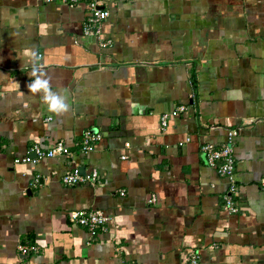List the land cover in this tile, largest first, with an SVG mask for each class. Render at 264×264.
Wrapping results in <instances>:
<instances>
[{
	"label": "crops",
	"instance_id": "obj_1",
	"mask_svg": "<svg viewBox=\"0 0 264 264\" xmlns=\"http://www.w3.org/2000/svg\"><path fill=\"white\" fill-rule=\"evenodd\" d=\"M99 1L105 48L83 33L84 3L0 0V264H190L194 251L197 264H264V0ZM34 64L67 113L29 91ZM231 129L234 214L200 150ZM87 130L101 138L82 154ZM58 141L69 156L14 163ZM75 166L100 183L64 186ZM90 209L110 217L96 237L68 220Z\"/></svg>",
	"mask_w": 264,
	"mask_h": 264
},
{
	"label": "built area",
	"instance_id": "obj_2",
	"mask_svg": "<svg viewBox=\"0 0 264 264\" xmlns=\"http://www.w3.org/2000/svg\"><path fill=\"white\" fill-rule=\"evenodd\" d=\"M54 1L69 5L84 3L88 13L83 24V33L85 35H93L97 39H100V46L102 48L107 47L111 43L110 40L101 39L102 23L107 19L108 12L104 8H101L99 0H45V2L48 3ZM185 110V106H177L176 109L170 113L161 115V125L165 127L169 117H175ZM237 134V129L228 130L227 144L220 147L212 144H204L200 149L205 158L206 164L211 167H217L219 175L224 177L228 182L227 191L222 196V204L223 208L231 214L238 211L237 198L239 195V186L236 184L234 179V159L232 154V140L235 136H237ZM100 138L101 136L99 132L87 130L83 134L79 143L76 145L78 151L82 154L92 152ZM70 153L71 151L69 147L63 141L55 142L52 146L46 148L35 144L28 150L25 156L15 159L14 163H33L45 158L69 156ZM99 181L100 177L96 170L82 173L77 166L66 171L61 178V182L64 186L86 184L94 187L100 183ZM119 193L120 195L124 194L123 191H120ZM156 201V196L152 195L149 198L148 203L155 204ZM68 220L70 223L87 230L90 236L96 237L100 232L106 231L110 217L104 214L101 210L90 209L71 211L68 213ZM17 250L23 255L34 254L38 251L37 246L33 243H19ZM197 260L198 253L194 251L190 254L189 262L190 264H197Z\"/></svg>",
	"mask_w": 264,
	"mask_h": 264
},
{
	"label": "clouds",
	"instance_id": "obj_3",
	"mask_svg": "<svg viewBox=\"0 0 264 264\" xmlns=\"http://www.w3.org/2000/svg\"><path fill=\"white\" fill-rule=\"evenodd\" d=\"M38 53L32 51L31 59L33 62L38 60ZM31 76L33 77L31 83L27 88L33 95H40L44 103L47 105L48 110L55 115H63L69 111V104L67 97L59 91H53L50 77L40 70L38 66H33Z\"/></svg>",
	"mask_w": 264,
	"mask_h": 264
}]
</instances>
